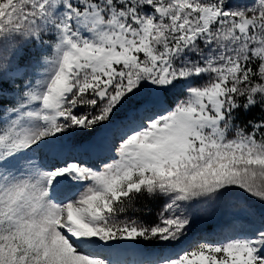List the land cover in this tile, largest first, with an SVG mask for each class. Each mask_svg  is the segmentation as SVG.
I'll return each mask as SVG.
<instances>
[{
  "label": "snow or ice",
  "instance_id": "1",
  "mask_svg": "<svg viewBox=\"0 0 264 264\" xmlns=\"http://www.w3.org/2000/svg\"><path fill=\"white\" fill-rule=\"evenodd\" d=\"M0 264H264V0H0Z\"/></svg>",
  "mask_w": 264,
  "mask_h": 264
},
{
  "label": "rangeland",
  "instance_id": "2",
  "mask_svg": "<svg viewBox=\"0 0 264 264\" xmlns=\"http://www.w3.org/2000/svg\"><path fill=\"white\" fill-rule=\"evenodd\" d=\"M76 139L79 141L85 138L79 137ZM69 147H71V145ZM97 164H99V161H97ZM257 208L259 209V205H257ZM227 211L228 210L225 209H221L220 211H213L211 209L207 211H201L199 218L196 220L194 225L193 238H215L219 233L229 232L231 226L228 225V220L230 217L227 215Z\"/></svg>",
  "mask_w": 264,
  "mask_h": 264
},
{
  "label": "trees",
  "instance_id": "3",
  "mask_svg": "<svg viewBox=\"0 0 264 264\" xmlns=\"http://www.w3.org/2000/svg\"><path fill=\"white\" fill-rule=\"evenodd\" d=\"M147 203H148L149 206H153V207H154V202H152V201H148ZM137 207H139V208L141 209V211H140V212H137L136 215H141V213H142V211H143V207H144V201H141V202L137 205Z\"/></svg>",
  "mask_w": 264,
  "mask_h": 264
}]
</instances>
